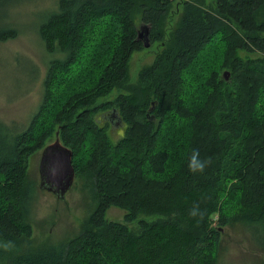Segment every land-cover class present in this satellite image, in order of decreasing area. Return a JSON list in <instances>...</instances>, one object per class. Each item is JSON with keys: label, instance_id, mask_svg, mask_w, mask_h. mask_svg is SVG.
<instances>
[{"label": "trees", "instance_id": "obj_1", "mask_svg": "<svg viewBox=\"0 0 264 264\" xmlns=\"http://www.w3.org/2000/svg\"><path fill=\"white\" fill-rule=\"evenodd\" d=\"M29 1L0 0V42L17 35L13 12ZM47 2L36 105L22 125L0 119V242L13 244L0 264H228L227 227L264 254V0ZM140 24L159 49L129 82ZM109 110L123 124L114 142L98 123ZM55 134L93 205L76 235L32 246L27 161ZM197 149L212 159L203 173L187 167ZM197 203L199 223L188 215ZM109 206L122 222L105 217ZM140 214L155 218L128 228Z\"/></svg>", "mask_w": 264, "mask_h": 264}, {"label": "rangeland", "instance_id": "obj_2", "mask_svg": "<svg viewBox=\"0 0 264 264\" xmlns=\"http://www.w3.org/2000/svg\"><path fill=\"white\" fill-rule=\"evenodd\" d=\"M42 0L24 2L16 9L13 15V24L17 30L14 38L0 42V119L4 122L14 120L22 125L27 121L30 112L34 109L38 98L37 68L42 71V62H46L51 54L46 53L37 37L36 26L42 18L51 11V2L40 3ZM212 0H200L203 8H208ZM179 6L174 5L171 11ZM176 15L170 14L169 21L175 20ZM169 22V24H171ZM169 26H165L168 29ZM34 31V32H33ZM144 24L137 27V37L142 41L140 51H134L128 60V81L133 82L137 71L151 62L158 45L149 44ZM37 77L36 81L32 83ZM32 83V84H31ZM24 87H26L24 89ZM112 90L99 101H107L116 95ZM99 124H108L107 130L112 142L119 138L123 128L115 111H107L101 115ZM50 137L47 144L52 142ZM41 150H37L28 157L27 177L33 182L36 191L35 214L31 222L30 244L36 246L46 240L63 241L78 233L84 217L90 212L93 205L92 193L83 177H73L71 184L60 194H55L44 187H39L38 160ZM124 211L115 206H109L105 217L110 220L122 222ZM154 215L140 214L137 219L126 226L135 230L139 219L153 220ZM233 227H227L220 241V256L224 263L264 261V254L251 249L242 234H237Z\"/></svg>", "mask_w": 264, "mask_h": 264}, {"label": "water", "instance_id": "obj_3", "mask_svg": "<svg viewBox=\"0 0 264 264\" xmlns=\"http://www.w3.org/2000/svg\"><path fill=\"white\" fill-rule=\"evenodd\" d=\"M147 35L148 27L145 25ZM222 75L227 77V73ZM39 187H44L56 195L62 193L70 184L74 176L71 165V152L63 146L56 134L49 144L44 145L38 160Z\"/></svg>", "mask_w": 264, "mask_h": 264}, {"label": "clouds", "instance_id": "obj_4", "mask_svg": "<svg viewBox=\"0 0 264 264\" xmlns=\"http://www.w3.org/2000/svg\"><path fill=\"white\" fill-rule=\"evenodd\" d=\"M212 163L211 157L201 158L199 150H192L187 160L188 170L192 173H203L207 167ZM190 218L196 219L199 223L205 215V211L200 208V205L194 204L188 211ZM13 247L11 241L0 242V249L3 251H9Z\"/></svg>", "mask_w": 264, "mask_h": 264}, {"label": "flooded vegetation", "instance_id": "obj_5", "mask_svg": "<svg viewBox=\"0 0 264 264\" xmlns=\"http://www.w3.org/2000/svg\"><path fill=\"white\" fill-rule=\"evenodd\" d=\"M40 156V155H39Z\"/></svg>", "mask_w": 264, "mask_h": 264}]
</instances>
